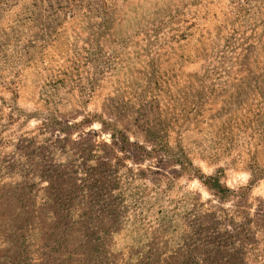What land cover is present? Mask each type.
I'll return each mask as SVG.
<instances>
[{"label": "rangeland", "instance_id": "374dc122", "mask_svg": "<svg viewBox=\"0 0 264 264\" xmlns=\"http://www.w3.org/2000/svg\"><path fill=\"white\" fill-rule=\"evenodd\" d=\"M0 264H264V0H0Z\"/></svg>", "mask_w": 264, "mask_h": 264}, {"label": "trees", "instance_id": "16d2710c", "mask_svg": "<svg viewBox=\"0 0 264 264\" xmlns=\"http://www.w3.org/2000/svg\"><path fill=\"white\" fill-rule=\"evenodd\" d=\"M207 179H209V180L211 179L212 180V177H208ZM218 187H220V186H218Z\"/></svg>", "mask_w": 264, "mask_h": 264}]
</instances>
